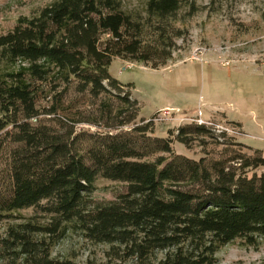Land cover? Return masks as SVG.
<instances>
[{
    "label": "trees",
    "instance_id": "trees-1",
    "mask_svg": "<svg viewBox=\"0 0 264 264\" xmlns=\"http://www.w3.org/2000/svg\"><path fill=\"white\" fill-rule=\"evenodd\" d=\"M191 7L147 0L139 16L122 11L120 0H54L0 34L7 264H76L51 252L68 231L106 247L99 264H215L221 247L235 240L255 246L264 237L262 150L219 142L195 123L154 136L152 120L134 123L137 100L108 73L115 57L165 66L186 34L180 13ZM88 100L93 108L81 110ZM200 137L221 149L197 159L173 152V141L189 148ZM97 178L122 182L125 192L95 201ZM28 208L49 220L21 217Z\"/></svg>",
    "mask_w": 264,
    "mask_h": 264
},
{
    "label": "rangeland",
    "instance_id": "rangeland-1",
    "mask_svg": "<svg viewBox=\"0 0 264 264\" xmlns=\"http://www.w3.org/2000/svg\"><path fill=\"white\" fill-rule=\"evenodd\" d=\"M54 0H0V34H5L21 17L31 18ZM147 0H120L121 9L143 16ZM191 4L177 22L186 30L176 40V49L165 66L151 69L141 62L113 58L108 66L111 77L127 86L137 100L135 124L153 123L152 135L167 137L188 123L209 127L217 141L230 139L261 149L264 155V0H182ZM71 98L75 94L70 93ZM92 100L79 102L88 111ZM45 101H40L45 105ZM97 131L89 124L77 130ZM174 153L199 158L203 150L221 149L210 138L201 137L189 148L173 141ZM264 171V167L257 172ZM90 196L106 202L125 192V184L97 178ZM25 219L46 223L49 216L39 209L20 211ZM5 222H0V238ZM104 245L93 244L78 232H66L52 247V256L76 264L104 261ZM0 264L7 254L0 247ZM215 264H264V237L255 246L235 240L216 253Z\"/></svg>",
    "mask_w": 264,
    "mask_h": 264
}]
</instances>
